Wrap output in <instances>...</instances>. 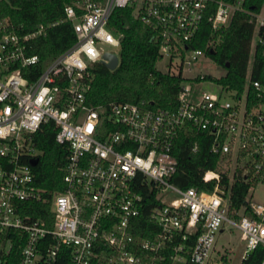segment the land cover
Returning a JSON list of instances; mask_svg holds the SVG:
<instances>
[{"label":"built area","instance_id":"1","mask_svg":"<svg viewBox=\"0 0 264 264\" xmlns=\"http://www.w3.org/2000/svg\"><path fill=\"white\" fill-rule=\"evenodd\" d=\"M207 1L74 0L62 19L24 33L0 17V264H206L226 224L240 232L241 260L264 245V203L250 201L251 214L235 218L217 187L170 181L174 141L194 131L211 134V151L242 167L245 179L264 169V79L247 74L241 92L206 88L202 83L221 74L198 70L201 58L211 59L187 46ZM125 6L151 29L162 57L187 77L175 107L87 100L92 65L107 61L105 52L119 58L122 34L109 20ZM239 6L218 1L212 28L226 26ZM63 21L71 23L74 42L29 80L23 71L34 74L39 62L30 53L32 40ZM263 23L257 16V25ZM48 121L55 140L68 147L63 188L51 193L35 185L30 164L40 153L33 135ZM218 178L212 170L203 175L204 181ZM33 202L49 205L42 217L32 216ZM146 206L156 230L137 239L136 219ZM15 243L19 251L11 258Z\"/></svg>","mask_w":264,"mask_h":264},{"label":"trees","instance_id":"2","mask_svg":"<svg viewBox=\"0 0 264 264\" xmlns=\"http://www.w3.org/2000/svg\"><path fill=\"white\" fill-rule=\"evenodd\" d=\"M218 1L240 6L236 8L226 26L212 28V16ZM74 0H0V17L5 18L18 32H29L39 24H50L64 17L63 8ZM264 18V0H208L202 20L192 39L191 49H201L224 72L213 78L216 85L241 92L250 80L264 79V23L257 25V16ZM114 32L122 34L119 62L109 69L97 62L91 68L87 100L90 104H102L111 100L138 103L145 101L150 107L172 108L177 105L176 96L187 77L180 71L161 70L157 62L162 58L158 43L153 41L152 31L134 16L133 7L116 8L109 20ZM75 35L69 21L59 22L36 36L30 53L39 56L33 67L34 74L26 69L23 74L32 80L45 64L71 46ZM56 127L48 121L34 133V143L40 151L37 163L32 167L35 185L46 193L63 188L62 175L68 147L55 140ZM211 134L206 131L180 133L172 152L177 160L176 172L170 181L181 188L193 186L198 190L212 191L215 187L228 201V213L241 218L250 215L249 192L257 181H264V169L252 179L244 177L240 166L234 168L229 160L211 151ZM195 147V149H194ZM230 166V167H229ZM212 170L219 178L203 180L204 172ZM248 177V176H247ZM142 193L150 190L143 186ZM152 193L149 198H152ZM34 217H42L48 204L30 203ZM36 210V211H34ZM134 234L137 239L151 236L155 227L149 219V208H142L136 219ZM150 232V233H149ZM19 246L14 244V258ZM264 245L251 249L240 264H261ZM8 264V263H6ZM14 264H17L16 262Z\"/></svg>","mask_w":264,"mask_h":264},{"label":"rangeland","instance_id":"3","mask_svg":"<svg viewBox=\"0 0 264 264\" xmlns=\"http://www.w3.org/2000/svg\"><path fill=\"white\" fill-rule=\"evenodd\" d=\"M175 66L173 63L168 62V59L164 56L157 62V67L164 71L167 69L175 70ZM199 69L212 75H220L224 72L208 58H201V63L198 65ZM202 86L212 90L217 89L215 83L204 82ZM248 198L252 202L264 203V181L259 180L252 186ZM243 250L244 242L241 240L239 230L226 224L223 231L216 234L214 250L206 264H239Z\"/></svg>","mask_w":264,"mask_h":264},{"label":"water","instance_id":"4","mask_svg":"<svg viewBox=\"0 0 264 264\" xmlns=\"http://www.w3.org/2000/svg\"><path fill=\"white\" fill-rule=\"evenodd\" d=\"M103 57L107 60V61H102V63L109 69H114L116 68V66L118 65V55L114 52H105L103 54ZM37 163V158H33L30 160V164L31 165H35Z\"/></svg>","mask_w":264,"mask_h":264},{"label":"crops","instance_id":"5","mask_svg":"<svg viewBox=\"0 0 264 264\" xmlns=\"http://www.w3.org/2000/svg\"><path fill=\"white\" fill-rule=\"evenodd\" d=\"M223 231V230H222Z\"/></svg>","mask_w":264,"mask_h":264}]
</instances>
